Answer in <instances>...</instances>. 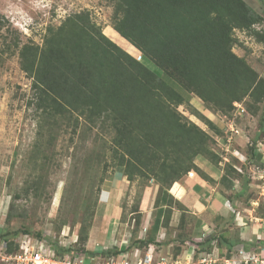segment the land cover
Segmentation results:
<instances>
[{
  "label": "trees",
  "instance_id": "trees-1",
  "mask_svg": "<svg viewBox=\"0 0 264 264\" xmlns=\"http://www.w3.org/2000/svg\"><path fill=\"white\" fill-rule=\"evenodd\" d=\"M114 5L115 34L124 39L122 43L134 45L141 59L106 36L88 12L70 14L59 26L48 28L42 45L24 43L20 47V65L32 80L31 100L36 110L53 119V124L61 117H66L67 125L73 118L77 121L76 111L87 116L91 125L101 124L112 136L117 165L126 167L123 173L129 180L135 175L155 178L161 185V197L167 193L173 199L168 190L186 175L196 173L213 182L195 159L200 155L214 165L223 159L208 144V132L186 119L178 106L190 101L192 94L217 109H230L231 102L244 96L264 100V78L233 51L236 29L251 30L264 42V27L254 28L264 22V16L245 0H115ZM260 119L263 122L264 108ZM231 173L225 170L223 178L232 182L235 170ZM170 205L158 206L144 237L138 236L140 210H133L139 215L133 216L131 243L124 248L90 251L84 244L76 249L89 255L116 256L135 247L146 251L153 246L155 252L161 245L157 242L160 226L170 222ZM201 237L188 244L181 238V242L194 244L196 257L213 253L215 246L210 242L214 237ZM5 240L8 252L19 246ZM220 240L229 258L244 249L235 250V243L227 238ZM183 245L174 255L186 250ZM56 249L63 255L75 248Z\"/></svg>",
  "mask_w": 264,
  "mask_h": 264
},
{
  "label": "rangeland",
  "instance_id": "rangeland-1",
  "mask_svg": "<svg viewBox=\"0 0 264 264\" xmlns=\"http://www.w3.org/2000/svg\"><path fill=\"white\" fill-rule=\"evenodd\" d=\"M245 1L264 16V0ZM114 3L115 0H0V232L2 238L14 240L15 244H20L25 236L38 239L41 235L42 242H51L60 250L71 247L76 251L85 244L91 251L84 239L87 227L90 224L93 227L91 245L98 246L107 217H112L113 224L118 225V216H122V212L114 209L123 204V199L128 236L134 232L133 216L139 215L133 210H140L138 236L143 237L149 229L143 224L146 213L141 211L144 208L152 216L151 222L159 205L171 204L175 209H183V205L175 197L169 198L167 193L161 199V185L155 178L135 175L133 180L128 179L123 173L125 165H117L119 159L110 143L112 136L101 129V124L91 125L87 116L77 111L73 113L77 121L73 118L67 125L66 117H61L53 124V119H47L37 111L31 100L32 80L21 68L20 47L24 43L42 45L48 28L59 26L70 14L88 12L91 21L106 36L140 57L134 45L122 43L124 39L115 34L112 23ZM263 27L264 22L254 26L256 30ZM234 37L233 51L243 56L264 78V42L259 41L251 30L236 29ZM148 66L162 72L153 63ZM230 106V109H217L195 94L190 101L178 106L186 119L208 132V144L223 159L217 165L228 173L235 170L238 182L234 192L240 193L236 197L237 205L233 204L235 209L215 222L218 226L208 225L209 230L201 237L203 240L214 237L210 244L218 245L214 252L219 253L220 260L229 258L226 248L221 246V237L231 238L236 233L235 228L230 227L233 221L227 219L240 210L247 212L246 208L264 220V120L260 119L264 100L257 102L244 96L231 102ZM231 128L238 129L239 133L231 134ZM227 147H230L229 151H226ZM259 153L262 156H257ZM110 185L113 186L112 197L105 193ZM149 185L157 190L150 208L143 201ZM183 214L185 221L193 220L187 213ZM179 227L166 226V230L158 233V240L176 243L170 248L172 250L168 249L169 244L166 249L160 245V250L154 252V261L157 255L171 257L173 251L183 245L181 238L192 239L189 232ZM192 228H196L194 234L201 231L200 225ZM100 247L98 251L113 248ZM0 264L12 263L0 260Z\"/></svg>",
  "mask_w": 264,
  "mask_h": 264
},
{
  "label": "crops",
  "instance_id": "crops-1",
  "mask_svg": "<svg viewBox=\"0 0 264 264\" xmlns=\"http://www.w3.org/2000/svg\"><path fill=\"white\" fill-rule=\"evenodd\" d=\"M229 149L230 147L228 148V151ZM195 161L197 165H199V167H201L214 179V181H207L203 179L199 174L195 173L193 176L186 175L181 181L175 182L168 190L169 193H171L183 205L182 210L170 207L172 208V213L168 226H180L179 228H182V230L184 229L185 231L189 232L190 237L192 236L191 240H198L202 236V234L204 235L206 233L205 230H209V226L217 225V223L215 224V222H218L219 219H224V217L228 216L231 209H235L233 207V204L237 205L236 197L240 194L237 191L234 192L238 182L235 178L232 179V182L229 179L223 178L225 172V169L223 167L212 164L210 161L200 155L196 157ZM108 187L109 188L106 189L105 193L107 195L109 194L112 197L113 186L110 185ZM156 192L157 190L155 191V186L149 185L146 187V196L144 197L143 201H145V204L148 208H150ZM124 201L125 200L123 199V204L118 208L115 207L114 209L122 212V216L121 214L118 216V225L115 226L113 224L112 217H107L105 231L101 235L102 238H98V242L100 240L98 246H96V244L91 245V243H93V239L91 237V235L93 236V227H90L91 229H89L90 232H88V235H90L91 239L88 240V236L87 247H89L88 245H90L89 249H92L91 251L99 250L101 248V245L102 247L124 248L129 244L131 240V232L129 236L128 234L126 235L125 232V217L123 215L125 208ZM244 210H246L248 214L247 212L243 213V211L240 210L235 214L236 216L233 215V217L226 220L233 221V224H230V227L235 228L236 230L235 235H231V238L227 239L235 243V250H238L240 248H244L245 250H260L264 246V221L261 222V219L259 217L252 215V209L244 208ZM141 212L144 214L146 213L143 220L144 226L150 228L153 225L155 217L151 222L150 220L152 216L149 214V211L145 210L144 208ZM183 213H187L189 217H193V220L191 221V219H187L185 221L186 216H184ZM198 225H200L201 231H198V233L194 234L196 228L192 227H198ZM165 228L166 226H160L158 233L166 230ZM186 238L189 239L188 237ZM157 242H161V247L165 246V249L166 244L170 245V247L168 248L170 249L174 245V243H176L174 240H172L171 242L159 240ZM187 243H189V240H186V244ZM183 247L188 248V246L184 245ZM222 247L227 248L225 244ZM217 250H219L218 247ZM234 253L235 251L233 252V254ZM217 254L219 255V253Z\"/></svg>",
  "mask_w": 264,
  "mask_h": 264
},
{
  "label": "built area",
  "instance_id": "built-area-1",
  "mask_svg": "<svg viewBox=\"0 0 264 264\" xmlns=\"http://www.w3.org/2000/svg\"><path fill=\"white\" fill-rule=\"evenodd\" d=\"M231 129L233 131L231 134L239 133L238 129ZM227 142L230 143L228 140ZM225 159L229 160L228 157ZM190 245L191 247L183 253L177 255L173 253L171 257L161 255L158 261L154 262L153 246H149L146 251L141 247H135L116 256L89 255L78 250L61 255L57 253V249L51 242H42L39 238L25 236L15 251L8 252L7 241L0 237V260L12 264H264V246L260 251L240 249L231 258L220 260L215 252L196 257V246Z\"/></svg>",
  "mask_w": 264,
  "mask_h": 264
},
{
  "label": "clouds",
  "instance_id": "clouds-1",
  "mask_svg": "<svg viewBox=\"0 0 264 264\" xmlns=\"http://www.w3.org/2000/svg\"><path fill=\"white\" fill-rule=\"evenodd\" d=\"M138 58V57H137ZM138 59H141V54H140V58H138ZM188 244V243H187ZM191 247V245H189L188 246V248H190ZM187 249V248H186ZM245 250V249H244ZM246 251H249V250H246ZM237 252H235L234 254H236ZM217 254V253H216ZM250 264H252V263H250Z\"/></svg>",
  "mask_w": 264,
  "mask_h": 264
},
{
  "label": "water",
  "instance_id": "water-1",
  "mask_svg": "<svg viewBox=\"0 0 264 264\" xmlns=\"http://www.w3.org/2000/svg\"><path fill=\"white\" fill-rule=\"evenodd\" d=\"M140 58V57H139Z\"/></svg>",
  "mask_w": 264,
  "mask_h": 264
}]
</instances>
